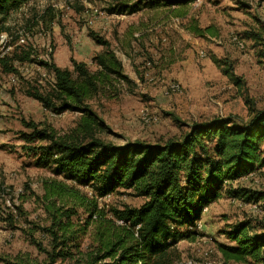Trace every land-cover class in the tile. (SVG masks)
Masks as SVG:
<instances>
[{
    "label": "rangeland",
    "instance_id": "374dc122",
    "mask_svg": "<svg viewBox=\"0 0 264 264\" xmlns=\"http://www.w3.org/2000/svg\"><path fill=\"white\" fill-rule=\"evenodd\" d=\"M112 3L115 1L28 0L18 10L0 17V33L5 34L0 41V58L14 69L7 71L8 66L0 63V257L14 259L25 253L38 260L44 257L19 226L26 227L24 218L43 223L44 183L62 179L52 174L49 166L36 165L37 156L22 149L19 133L27 131L22 120L62 134L75 125L79 114L45 109L27 92L51 90L53 75L42 61L69 70L73 60L81 61L94 72L92 57L102 47L91 33L113 38L112 47L129 79L113 82L88 101L108 127L100 135L105 141L115 145L135 140L164 142L185 133L193 122L219 117L241 124L249 119L250 108L264 109V58L256 56L242 33L253 22L250 15L264 21V0H193L184 7L186 20L170 19L169 13L163 14L167 9L110 15L106 8ZM189 17L199 26H214L217 36L189 34L183 28ZM233 36L243 41L244 48L235 45ZM23 51L30 56L21 62L18 56ZM224 69L239 77L242 85L233 84ZM172 83L179 85L178 91L169 89ZM234 185L264 192V166ZM81 193L108 216L112 209L138 207L143 202L142 197L126 189L104 197L94 196L90 188H82ZM8 211L18 216L16 220L7 217ZM79 211L84 219L86 215ZM202 214L203 220L200 217L197 221L200 235L192 246L198 255L187 254L180 260L219 259L215 242L228 244L226 231L238 222H249L251 235L264 233V200L248 202L224 194L205 206ZM91 234L89 227L82 238L84 246ZM35 236L38 238L39 233ZM42 240L48 245L46 238Z\"/></svg>",
    "mask_w": 264,
    "mask_h": 264
},
{
    "label": "trees",
    "instance_id": "16d2710c",
    "mask_svg": "<svg viewBox=\"0 0 264 264\" xmlns=\"http://www.w3.org/2000/svg\"><path fill=\"white\" fill-rule=\"evenodd\" d=\"M28 0H0V17L18 10ZM108 14L130 15L143 8H166L173 18L184 19V7L193 0H114ZM240 5L245 6L242 2ZM247 6V5H246ZM252 23L242 33L251 42L255 54L264 58V21L250 15ZM195 37H216L212 25L200 27L192 17L183 24ZM1 32V30H0ZM102 50L92 57L96 66L91 72L81 61H72V70L42 61L53 75L51 90L27 94L55 113L79 114L75 125L65 133L33 121H23L27 131L19 133L22 149L37 156L35 164L49 166L61 181L44 183L41 196L43 223L27 221L19 226L41 260L30 254L14 259L0 257V264H173L179 260L176 244L195 241V231L203 209L224 194L242 200H264V192L235 188L234 182L250 176L264 166V109L250 108L249 119L237 124L229 118L215 117L193 122L178 137L164 142L140 140L115 145L100 135L108 130L88 101L100 89L113 82H128L110 43L91 33ZM30 53L23 51L19 61ZM1 65L14 69L0 58ZM230 74L236 86L241 79ZM90 188L92 194L104 197L118 189L132 190L143 198L138 207L123 205L108 216L97 203L81 193ZM17 215L21 217L20 208ZM85 214L80 218V211ZM9 219L16 214L8 211ZM82 220V221H81ZM122 220L123 224H118ZM92 227L91 240L82 238ZM252 227L243 221L226 231L231 244L217 243L220 258L226 264H264V233L251 235ZM39 233V239L35 236ZM42 238L48 240L43 244Z\"/></svg>",
    "mask_w": 264,
    "mask_h": 264
},
{
    "label": "built area",
    "instance_id": "2783aa9c",
    "mask_svg": "<svg viewBox=\"0 0 264 264\" xmlns=\"http://www.w3.org/2000/svg\"><path fill=\"white\" fill-rule=\"evenodd\" d=\"M176 19H178V18H175V20ZM4 38H5V34H1L0 33V41H3ZM231 40L239 48H241V49L244 48V43H243V41L239 37L233 36L231 38ZM200 54H202V53H200ZM202 55H204V54H202ZM169 89L171 91H178L179 85L177 83L176 84L175 83H172V84L169 85ZM117 223L118 224H123V221L122 220H117ZM199 228H200V223L197 222L196 223V227H195V231H197L198 233H199ZM196 239H195V241H196ZM173 264H226V263L223 262V260L221 258H219V259L218 258L217 259H212V260L211 259H203V260H200V261H195V260H193L191 258H187V259H181V260L179 259V260L175 261Z\"/></svg>",
    "mask_w": 264,
    "mask_h": 264
},
{
    "label": "crops",
    "instance_id": "0c3cea01",
    "mask_svg": "<svg viewBox=\"0 0 264 264\" xmlns=\"http://www.w3.org/2000/svg\"><path fill=\"white\" fill-rule=\"evenodd\" d=\"M158 9H160V10H164V9H166V8H155V9H148V8H143V9H141L140 11H144V10H149V11H155V10H158ZM140 11H138V12H140ZM137 13V12H136ZM166 13H167V11H164V15H166ZM134 14V13H133ZM110 15H115V16H117L116 14H110ZM118 16H123V15H118ZM188 18V16L186 15L185 16V20ZM190 18V17H189ZM170 19H172L173 20V17H171ZM189 20V19H188ZM205 26H207V25H202V26H200V27H205ZM181 30H182V28H181ZM189 34H191V33H189ZM133 35H135V33L133 34ZM192 35V34H191ZM192 36H194V35H192ZM195 37V36H194ZM105 39H107L108 41H109V43H110V47L113 49V47H112V44H113V38L111 37V36H106V37H104ZM208 38H210L209 36H208ZM97 46H100V45H97ZM102 47V46H101ZM102 50V49H101ZM100 50V51H101ZM114 50V49H113ZM99 51V52H100ZM114 52H115V50H114ZM235 183V182H234ZM234 183H233V186H235L234 185ZM203 218H204V216H203V214L201 215V219L203 220ZM194 241H188V240H181V241H179L177 244H176V249L178 250V252H179V258H183L182 256H185V255H187V254H191V255H195V256H197L198 254H196V253H194L193 252V245H194ZM218 242H215V245L217 244ZM226 243H228V244H231L229 241H227ZM216 249H217V247H216ZM186 251V252H185ZM217 254L220 256V253H219V251H218V249H217Z\"/></svg>",
    "mask_w": 264,
    "mask_h": 264
}]
</instances>
